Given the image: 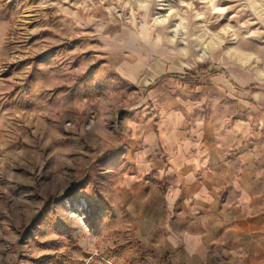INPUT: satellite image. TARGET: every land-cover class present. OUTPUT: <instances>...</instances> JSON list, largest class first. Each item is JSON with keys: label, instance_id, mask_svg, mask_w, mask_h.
<instances>
[{"label": "rangeland", "instance_id": "1", "mask_svg": "<svg viewBox=\"0 0 264 264\" xmlns=\"http://www.w3.org/2000/svg\"><path fill=\"white\" fill-rule=\"evenodd\" d=\"M188 110L264 156V0H0V264H137L109 173Z\"/></svg>", "mask_w": 264, "mask_h": 264}, {"label": "crops", "instance_id": "2", "mask_svg": "<svg viewBox=\"0 0 264 264\" xmlns=\"http://www.w3.org/2000/svg\"><path fill=\"white\" fill-rule=\"evenodd\" d=\"M189 112L149 117L135 132L127 163L109 173L111 224L137 264H264V156L254 118Z\"/></svg>", "mask_w": 264, "mask_h": 264}]
</instances>
